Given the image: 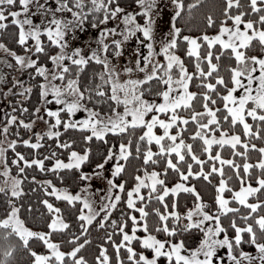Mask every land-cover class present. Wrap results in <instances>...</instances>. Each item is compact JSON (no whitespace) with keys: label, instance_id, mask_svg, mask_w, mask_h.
I'll use <instances>...</instances> for the list:
<instances>
[{"label":"snow or ice","instance_id":"6c2138e0","mask_svg":"<svg viewBox=\"0 0 264 264\" xmlns=\"http://www.w3.org/2000/svg\"><path fill=\"white\" fill-rule=\"evenodd\" d=\"M168 4L167 31H158ZM201 6L0 0V30L11 28L22 50L0 40L14 73L0 93L9 105L0 120V264H16L18 253L20 264H264V143L254 142H264V0H220L193 35L179 21ZM93 62L101 71L82 84ZM94 140L106 146L96 157ZM198 179L213 185L211 200ZM26 180L43 190L46 212L33 217L43 227L29 226L33 205L20 203ZM181 192L192 197L183 210ZM61 201L76 209L78 227ZM92 225L104 231L90 260L82 251ZM190 231L200 233L192 246Z\"/></svg>","mask_w":264,"mask_h":264},{"label":"trees","instance_id":"16d2710c","mask_svg":"<svg viewBox=\"0 0 264 264\" xmlns=\"http://www.w3.org/2000/svg\"><path fill=\"white\" fill-rule=\"evenodd\" d=\"M124 2L127 3L128 0H124ZM189 2H191V0H185L186 4L189 3ZM219 3H220V0H202V6L200 8L194 9L193 12H192V15L190 17L187 15V12H185V15L180 19L179 24L181 26H183L191 34H193V35L198 34L199 31L204 29V26H205L204 17L207 15V12L209 10H211V9H218ZM1 32L3 33V32H6V31L1 30ZM12 39H13V37H12ZM13 43L15 44V46H18L15 43V40L13 41ZM9 47H10V45H9ZM6 56H4V57H6ZM0 57H2V56L0 55ZM7 59L10 60V57L9 58L7 57ZM101 67L102 66L95 64V62H93L90 65L86 66V68L81 73V78H80L81 79V83L82 84H91V78H92L93 73L94 72H96V73L100 72L101 71ZM5 72H7L6 77L0 79V93H2L5 90V88L8 86V82L10 81V79H9L10 78L9 77L10 71L7 68V65L4 64L2 60H0V73H5ZM17 75L21 79H27V73L26 72L25 73H19ZM3 87H5V88H3ZM1 98L2 97H0V105L2 104L4 113H5V111L9 107V105H8V102H7L6 99L4 100L5 103H3L1 101ZM8 99H14V97L10 96ZM32 102L33 103L36 102L34 94H33V97H32ZM50 106L56 107L55 102L54 101H50ZM36 128L37 129L41 128V124L39 122L37 123ZM26 134L27 135H31V133H26ZM79 135H80V133L78 131H75V130L69 129L68 132H67L68 138H75V139L78 140L79 139ZM136 135H139L138 131H137ZM109 140L111 142V136L109 137ZM254 142L264 143L262 141H254ZM97 144H99V147H100L99 148V153H100V150L103 151L106 146L103 145L102 143L97 142V141L94 140L92 142V147H93V151L94 152L97 150V148H96ZM19 150L23 151V149H19ZM26 150L34 151V150H31V149H26ZM39 151L46 153L47 152V147H44V148L40 149ZM96 152H98V151H96ZM9 153H10V151H9ZM225 155H229V153H225ZM256 155H257L256 153H252L253 159L256 158ZM134 167H135V162H133V164L130 165V170H132V168H134ZM28 171H29L30 174L36 175L38 180L50 178V176H47L44 173L39 172L38 169H36V170L29 169ZM257 171H259V170L257 169ZM61 174L65 175V176L68 175V177L65 179V184L66 185H70V186L72 185V186L76 187V185L74 183L75 177L70 172L69 173H65L64 171H62ZM125 175H127V173ZM213 179H217V177H213ZM169 182L170 183H174L175 182L173 176H171V175L169 177ZM193 182L197 184L198 190L201 191V194H202V196H203V198L205 200H211L213 198L214 191H215L213 185H210L206 181H203L201 179H198V180L193 181ZM32 186L33 187H39V185L33 184V183L30 182V186L28 187L27 192H25V196L26 197L23 198L22 200H26L27 197L31 198V196H30V188ZM228 194H230V193H228ZM262 198H264V197H262ZM34 199L35 200H34V203H33V211L36 212V210H37L36 213L45 212V209L43 208V206L39 204V200L41 198L36 196V198H34ZM179 199H180V202H181V210H183V206L185 204H187L188 206H191V203H192L191 195L181 192L179 194ZM22 204L25 205V207L27 205L26 203H22ZM66 211H69V214H68V216H66V218L69 221L72 222L73 227H78L77 221L75 219V212L73 213V211H70L68 209ZM118 214L119 213H117V215ZM25 215L27 216V213H25ZM28 219H30V223L29 224L31 226H33V227H43L44 226L40 219H38L39 221L37 219L36 220H32L30 218V216H28ZM225 222H227V220ZM93 227H94V225L90 226V228H89V230H90L89 235L92 237V239H91L90 243L88 245H86L85 248L82 251V254L86 255L90 260L92 259V257L95 254H97V252H98V244L100 242H103V231L104 230L103 229H96L95 227L94 228ZM141 234H143V233L141 232ZM54 238H60V237L59 236H54ZM84 238H86V237H84ZM199 238H200V233L199 232H195V231H190L185 236V239L188 241L189 245L198 243ZM244 247H245V250H247V251L254 250V248H252V247H250L248 245H244ZM110 252H111V249H110ZM24 259H26V257H24L22 253H18L17 254L16 264H20V262L22 260H24Z\"/></svg>","mask_w":264,"mask_h":264},{"label":"rangeland","instance_id":"374dc122","mask_svg":"<svg viewBox=\"0 0 264 264\" xmlns=\"http://www.w3.org/2000/svg\"><path fill=\"white\" fill-rule=\"evenodd\" d=\"M50 2L51 3H54V0H50ZM165 3H168V0H165ZM171 13V5L170 4H168V7H167V9L164 11V13H163V15H162V18L158 21V31L160 30V29H163L164 31H167V25H168V23H169V21H170V14ZM92 35V33H90V32H85V33H82L78 38H77V43H87V41L89 40V37ZM12 37H13V31H12V29L10 28L8 31H6V32H1V30H0V40H2L4 43H6L7 45L9 44L10 45V47H13V48H15V49H17V51H22L21 49H20V47H19V45L18 46H15V44L13 43V41H14V39H12ZM135 39L134 38H132V39H130L128 42H127V44H126V48H127V50L123 53V56H122V59H121V61H119V62H117L118 64L119 63H123L124 61H127V59L129 58V55L131 54V52H132V49L135 47ZM8 45V46H9ZM93 46H95L94 44H93ZM0 55L2 56V57H4V56H6L7 54L6 53H4V51L2 50V49H0ZM9 58V57H8ZM12 58L10 57V60H11ZM9 71H10V75H9V79H11V76L14 74V73H12V71L9 69ZM16 74H19V73H16ZM6 77V76H5ZM3 88H5V87H3ZM4 98L2 97L1 98V101L3 102V103H5L4 102ZM57 106V105H56ZM79 114L81 115V116H83V115H86V113H83L82 112V110H80V112H79ZM3 117H4V110H3V106H2V104L0 105V120H3ZM74 118H79V116H74ZM40 124H41V127L43 126V121H40L39 122ZM157 130L159 131V128H157ZM3 137H0V139H2ZM96 148H97V150L96 151H98V152H94L93 151V156L94 157H96V156H99L100 155V153L102 152L101 150H100V153H99V144H97L96 145ZM20 149H23V151H28V150H26V149H24L23 147H21ZM9 155H11V152L9 153ZM13 174H15V173H13ZM66 178L68 177V175H66L65 176ZM50 178H53V179H55L54 177H50ZM46 179H48V178H46ZM56 180V182L57 183H59V181H58V179L56 178L55 179ZM0 181H2V177H0ZM24 188H25V192H27V190H28V187L30 186V182L29 181H24ZM72 186V185H71ZM27 187V188H26ZM73 187V190H75L76 189V187H74V186H72ZM93 187L95 188V187H101V188H103L104 187V185H103V183L101 182V181H96V183L93 185ZM32 188H35L36 189V191L35 192H33V191H30V196H31V198L30 197H27L26 198V200H21L20 201V203L22 204V203H26V204H28V203H31L32 205H33V203H34V198H36V196L37 197H39V198H41V199H43L44 198V194H43V190L40 188V187H31L30 189H32ZM2 196H3V194H0V199H2ZM24 197L23 198H25L26 196H25V193H24V195H23ZM59 206L60 207H62V209H64L65 210V218H66V216H68V214H69V211H66L67 209L68 210H70V211H73V213L76 211V209H73V208H71L70 206H68V205H66V203L65 202H63V201H61V202H59ZM39 208V207H38ZM36 212H37V210H36ZM35 211H33L32 212V214H31V216H30V218L32 219V220H34L33 219V217H36L39 213H36ZM45 212H46V209H45ZM72 213V214H73ZM67 219V218H66ZM38 220V219H37ZM39 221V220H38ZM28 223H30V219H28ZM29 226H31L30 224H29ZM95 227V226H94ZM93 227V228H94ZM89 232H90V230H89ZM85 239H87V237L85 238ZM192 245H194V244H192ZM192 245H190V246H192ZM252 252H253V254H255V252H254V250H252ZM221 255H223V253H221ZM225 261H226V264H227V258L225 257Z\"/></svg>","mask_w":264,"mask_h":264}]
</instances>
